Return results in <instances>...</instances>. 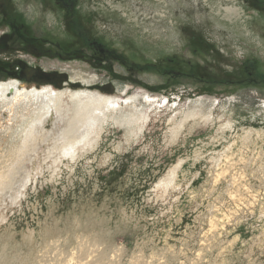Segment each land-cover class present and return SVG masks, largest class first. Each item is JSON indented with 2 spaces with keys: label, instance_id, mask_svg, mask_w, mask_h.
<instances>
[{
  "label": "rangeland",
  "instance_id": "obj_1",
  "mask_svg": "<svg viewBox=\"0 0 264 264\" xmlns=\"http://www.w3.org/2000/svg\"><path fill=\"white\" fill-rule=\"evenodd\" d=\"M12 2L10 15L36 47H0V81L76 90L86 78L95 83L90 89L122 101L158 100L137 135L110 119L76 160L56 166L42 151L21 199L0 206L3 254L17 264L33 255L43 264H264V7L245 0H78L75 16L107 49L102 58L54 0ZM228 6L240 16L228 15ZM7 13L0 10V34L11 32ZM22 64L48 75L25 80ZM200 101L199 117L179 125ZM5 119L0 154L15 148ZM177 125L180 133H172ZM171 170L174 184L162 191ZM23 174L6 177L14 182Z\"/></svg>",
  "mask_w": 264,
  "mask_h": 264
},
{
  "label": "bare ground",
  "instance_id": "obj_2",
  "mask_svg": "<svg viewBox=\"0 0 264 264\" xmlns=\"http://www.w3.org/2000/svg\"><path fill=\"white\" fill-rule=\"evenodd\" d=\"M228 7L225 8L226 13L228 15L231 14L235 17L240 16V13L238 11L239 9L237 10L236 8H231V7L228 8ZM77 79L78 78L75 75L74 76L70 75V80L72 81L71 83L74 84L79 83ZM82 83H84L85 87L75 90V88L71 89L69 87L67 88L62 87L63 89H58L55 88L54 86L43 85V84H42L43 86L41 87H37L36 85H34L33 87L29 88L28 85L21 83L20 80L18 79L0 81V118H6L5 120L7 124L5 125L6 126L5 132L7 133V136H9L8 138L9 141L15 143V148L14 149L12 148V152L10 151L9 154L6 153L0 154L1 155L0 157L1 208L4 207L5 205H9V203L10 204L17 203L18 200L21 199L20 195H22V193L24 192V188H26V182H27L26 178L27 176H29V168H31L30 166L35 163V160L42 151L44 152L45 158L52 159V163L54 162L56 166L64 158L76 160L77 154L79 155L81 153L80 151L84 152L86 148L90 146L92 148L95 146L94 143L96 142L98 143L99 139L101 138L102 132L104 130V126L109 122L110 119L117 124L125 126L126 130L130 131L131 136L137 135L138 132L142 129L148 116H150L147 114L148 109L151 106H153L154 101L158 100V98H156V100H153L154 98L152 99V97L154 96H150V95H148V97L143 96L145 98L144 99L145 102L148 104V107H146L147 105L146 103L143 102L142 104L141 102H138L139 99L137 98V96H128L127 99L122 101V98L117 97V93L114 95H110V94H106V92L90 89L89 86L95 84L90 79L83 78ZM167 100H168L167 98H164V100H162L161 102H166ZM203 103H204L203 101H200L197 105L192 106L191 108L188 107V109L183 113L184 118L181 120V124L179 125H182L186 119L188 120V118L190 117H195L201 114L202 111L200 109V105ZM180 106L181 105H179V107ZM198 117L199 116H197V118ZM177 127L178 125L171 132L180 133V130L178 131L176 129ZM251 131H252V127H251ZM14 155L18 158V160L16 162L15 160L13 162H9V157L11 160V157ZM21 159H23L24 161H21ZM220 159L221 158H219V160ZM4 168L6 170L1 171ZM24 172L26 173L25 176H24L25 174ZM56 173L58 172L56 171ZM6 174L10 175L13 179L16 178V175L23 174V178L20 179L17 178L18 180L13 182L12 179L9 178L7 179ZM175 175H176V170H171V172L166 176V178L162 179V181L160 182L162 191L166 192V190L171 185L174 184L173 182H174V178L176 177ZM28 182L30 183V181ZM167 193L165 194L167 195ZM9 207L11 206H8V208ZM3 240L5 242L4 238ZM4 251L5 250L3 249L0 250V264H17L14 261L15 257L12 258L7 254H3ZM27 264H43V263L41 262V259L37 260L36 256L33 255L32 257L30 256V258H28Z\"/></svg>",
  "mask_w": 264,
  "mask_h": 264
},
{
  "label": "flooded vegetation",
  "instance_id": "obj_3",
  "mask_svg": "<svg viewBox=\"0 0 264 264\" xmlns=\"http://www.w3.org/2000/svg\"><path fill=\"white\" fill-rule=\"evenodd\" d=\"M14 0H0V10L3 12H9L7 13V17H4L8 26L10 27V33L3 32V34H0V44H6L10 45L12 43L22 42V41H30V36L27 35L25 29L19 23L17 18L15 16L10 15V12H12L10 9H12ZM57 6H61V9L65 11L66 14V21L67 25L73 26V30L81 37H84V41L87 42L91 48L96 51L98 50L99 54L103 57L107 54V49L102 47L101 43L98 40H92L86 35V30L84 26L81 24V21L76 18V10L78 6V0H54ZM245 3L251 4V6L257 10H260L262 7H264V0H245ZM10 15V16H9ZM77 22V23H76ZM77 27V30H76ZM34 46V45H33ZM36 47V45H35ZM24 70L18 74V76H27L31 75V78H35L37 76H40L45 79L47 77L48 73H45L43 71H40L36 66H29L34 68V71H31L26 65L23 66ZM27 72V73H25ZM23 77V76H22ZM25 80H27L25 78Z\"/></svg>",
  "mask_w": 264,
  "mask_h": 264
},
{
  "label": "trees",
  "instance_id": "obj_4",
  "mask_svg": "<svg viewBox=\"0 0 264 264\" xmlns=\"http://www.w3.org/2000/svg\"><path fill=\"white\" fill-rule=\"evenodd\" d=\"M33 41H34V39H32V38H30V41H25V44H27V46L28 47H31L32 45H35V44H33ZM4 46H6V44H0V47H4Z\"/></svg>",
  "mask_w": 264,
  "mask_h": 264
},
{
  "label": "water",
  "instance_id": "obj_5",
  "mask_svg": "<svg viewBox=\"0 0 264 264\" xmlns=\"http://www.w3.org/2000/svg\"><path fill=\"white\" fill-rule=\"evenodd\" d=\"M23 66H25V64H24ZM28 68H29V67H28ZM29 69H30L31 71H34V68H32V67H30ZM22 76H24V75H22ZM30 78H31V75H30V74L26 76V79H27V80H29Z\"/></svg>",
  "mask_w": 264,
  "mask_h": 264
}]
</instances>
